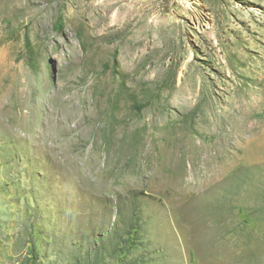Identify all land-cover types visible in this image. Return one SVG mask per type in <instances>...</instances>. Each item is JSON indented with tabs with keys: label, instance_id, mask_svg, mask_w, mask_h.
Listing matches in <instances>:
<instances>
[{
	"label": "rangeland",
	"instance_id": "1",
	"mask_svg": "<svg viewBox=\"0 0 264 264\" xmlns=\"http://www.w3.org/2000/svg\"><path fill=\"white\" fill-rule=\"evenodd\" d=\"M0 264H264V0H0Z\"/></svg>",
	"mask_w": 264,
	"mask_h": 264
},
{
	"label": "trees",
	"instance_id": "2",
	"mask_svg": "<svg viewBox=\"0 0 264 264\" xmlns=\"http://www.w3.org/2000/svg\"><path fill=\"white\" fill-rule=\"evenodd\" d=\"M58 25L59 26H62L63 25V18H62V16H60L59 19H58Z\"/></svg>",
	"mask_w": 264,
	"mask_h": 264
}]
</instances>
